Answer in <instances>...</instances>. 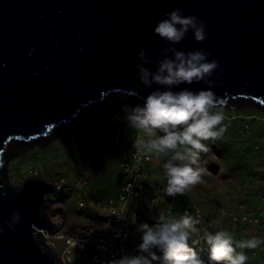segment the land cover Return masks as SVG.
I'll list each match as a JSON object with an SVG mask.
<instances>
[{
  "label": "water",
  "instance_id": "1",
  "mask_svg": "<svg viewBox=\"0 0 264 264\" xmlns=\"http://www.w3.org/2000/svg\"><path fill=\"white\" fill-rule=\"evenodd\" d=\"M175 8L206 24L204 41L189 31L175 47L219 61L209 77L219 108L246 103L264 111V0H0V226L13 210L22 215L15 231L5 226L0 234V264H60L41 236L55 230L45 211L52 182L10 184L11 152L51 142L115 99L142 103L160 86L138 80V52L163 58L170 45L152 29Z\"/></svg>",
  "mask_w": 264,
  "mask_h": 264
},
{
  "label": "clouds",
  "instance_id": "2",
  "mask_svg": "<svg viewBox=\"0 0 264 264\" xmlns=\"http://www.w3.org/2000/svg\"><path fill=\"white\" fill-rule=\"evenodd\" d=\"M152 31L170 47L162 51V59L155 61L141 48L136 75L145 88L160 87L143 97L142 103L130 106L124 119L128 127L143 134L135 141L137 152L154 155L158 162L162 161L167 181L164 191L167 196L174 197L201 182L202 175L207 172L200 166L201 153L210 151L204 142L218 140L226 131L222 123L225 117L219 108L221 102L212 90L215 81L209 79L219 61L209 60L210 53L203 50L185 52L175 47L189 31L197 42L204 41L207 35L205 22L195 15H183L180 8L166 12ZM153 63L156 65L154 71L145 66ZM201 81L208 87L195 91L179 87ZM174 88L179 90L174 91ZM21 221V212L13 210L9 221L0 226V234L4 233L5 226L15 231ZM197 223L185 212L179 217L161 216L159 222L151 226L141 224L135 254L123 255L112 264H246L248 256L242 249H255L264 244V239L259 237L236 241L227 230H205L202 239L207 246L206 262L189 244Z\"/></svg>",
  "mask_w": 264,
  "mask_h": 264
},
{
  "label": "rangeland",
  "instance_id": "3",
  "mask_svg": "<svg viewBox=\"0 0 264 264\" xmlns=\"http://www.w3.org/2000/svg\"><path fill=\"white\" fill-rule=\"evenodd\" d=\"M130 106L136 105L115 99L91 109L78 124L59 133L51 142L31 149L25 147L15 149L11 152L12 159L7 165L8 182L15 186L21 184L22 177L17 171L20 166L27 164L28 160L38 168L41 179L51 182L59 177L72 180L81 172L89 173L86 184L77 185L70 194H56L54 201H49V204L45 205V211L50 218L61 217L66 229L80 230L84 212L76 209L77 200L84 199L87 202V211L99 218V213H95L90 207L91 201L99 204L97 198L104 199L97 194V191L102 192L101 189L104 188L103 193L107 194L106 197L114 196L112 193L117 187L116 179L106 180L105 175L113 170L116 161L103 148L98 152L95 145L99 143L97 138L104 131L108 115L111 112L130 110ZM220 109L225 117L222 123L226 131L220 139L204 142L209 145L210 151L201 153L200 166L206 168L207 172L202 175L201 182L190 186L187 190L191 197L207 199L209 204L203 207L199 200H187L182 195L165 196L164 191L162 206L153 209L144 207L139 215L140 219L142 215H156L163 212L173 217L178 208L186 212L185 204H199L205 218L212 220L214 226L211 231L196 228L190 246L195 250L201 249L200 254L206 262L207 246L202 239L205 230L209 232L227 230L232 233L236 241H244L252 237L264 239V203L261 201L264 194L262 167L264 111L246 103H234ZM95 156L96 159L93 160ZM95 186L97 189L94 188ZM87 187L92 188L89 194ZM99 206L101 210V204ZM220 210L231 213L236 218L255 215L259 218V224L254 226L238 220L234 222L228 218L221 219L218 217ZM168 211L171 213L168 214ZM242 251L248 256L246 264H264V244L255 249L245 248ZM90 253V248L78 253L73 264H86Z\"/></svg>",
  "mask_w": 264,
  "mask_h": 264
},
{
  "label": "built area",
  "instance_id": "4",
  "mask_svg": "<svg viewBox=\"0 0 264 264\" xmlns=\"http://www.w3.org/2000/svg\"><path fill=\"white\" fill-rule=\"evenodd\" d=\"M129 111L111 112L105 123L106 132L117 146L120 158L116 165V176H114L117 182L116 196L97 198L102 206L99 218L87 214V202L84 199H78L76 209L84 212L82 227L78 231L66 229L63 218L57 216L51 217L54 225L58 218H61L62 221L60 219V225H55V230L52 233L41 231L45 246L57 255L60 264H73L76 255L88 248L91 249V253L86 264H112V261L121 256L131 254L127 247L130 229L125 225L126 219L129 218L136 225L144 207L153 209L162 206V187L151 181L147 173L153 155H142L137 152L134 146L135 141L143 134L127 126L124 117ZM144 138L147 139V137ZM32 164V161L28 160L27 164L18 168L17 172L22 177V182L27 178H40L38 168ZM262 167L264 172V158ZM88 176L89 173L81 172L72 180L59 177L52 181L51 191L46 194L45 205L47 206L49 201H54L56 194H70L77 185L86 184ZM147 193L152 196L149 201ZM261 201L264 203V194ZM185 211L198 221L195 225L196 228H204L209 231L213 229V221L205 218L199 204L187 203ZM167 213L170 214L171 211ZM218 217L228 218L234 222L238 220L241 223L254 226L259 224V218L255 215L236 218L233 214L220 210ZM192 239L189 244H192Z\"/></svg>",
  "mask_w": 264,
  "mask_h": 264
},
{
  "label": "crops",
  "instance_id": "5",
  "mask_svg": "<svg viewBox=\"0 0 264 264\" xmlns=\"http://www.w3.org/2000/svg\"><path fill=\"white\" fill-rule=\"evenodd\" d=\"M118 163L119 162H117L116 165ZM161 164H162V161L158 162L156 160L155 156L153 155L152 163L148 166L147 173H148L149 179L151 181L158 183L160 186H162L163 189H165L166 186H167V181H166V179L163 176V169L161 167ZM116 165L114 166L113 170H111L110 172H108L105 175L106 180H109L110 178H114V176H116ZM116 186H117V183H116ZM97 187H99V186H97ZM100 187H101V185H100ZM94 188L97 189L96 186ZM86 189H87V193L88 194L90 192H92V190H91L92 188L87 187ZM101 190L103 192V189H101ZM163 192H164V190H163ZM116 193H117V187L115 188V191H113L112 195H116ZM164 195L166 196L165 192H164ZM182 196L185 199H187V200H190V199L199 200L200 204L203 207L206 204H209L207 199L204 200L202 198H193V197H191L190 194H188L187 190L185 191L184 194H182ZM90 207L92 208V211H94L95 213L98 212L100 214V212L102 210V209L100 210L99 204L94 202V201H91ZM182 214H184V212L181 209L178 208L177 211H176L175 217H179ZM161 216H164L165 218H171V216H168L165 213L161 212V214L158 213L156 215H153V214L142 215L140 217V219L138 218V220L136 221V225L134 223H132L129 218L126 219L125 225L127 227H129V229H130V235H129V238H128V241H127V247H128V250H129V252L131 254H135L136 245L139 243V239H140V231L138 230L139 226L141 224H145V223L149 224L150 226L154 225L155 223L159 222V218ZM197 249H198V247H197ZM197 251L200 253L201 249H198Z\"/></svg>",
  "mask_w": 264,
  "mask_h": 264
},
{
  "label": "trees",
  "instance_id": "6",
  "mask_svg": "<svg viewBox=\"0 0 264 264\" xmlns=\"http://www.w3.org/2000/svg\"><path fill=\"white\" fill-rule=\"evenodd\" d=\"M97 140L99 141V143H98V145L96 144L95 146L97 147L98 152H99V149H102V148H103V150L107 151V152L111 155L112 159H113L114 161H116V163L120 161V158H119V156H118V148H117V146L113 143V141L109 138V136H108V134H107V132H106V126H105V128H104V131H103V132L101 133V135L97 138ZM116 157H117V160H116ZM95 159H96V156L93 157V160H95ZM103 190H104V188H103ZM104 191H105V190H104ZM59 194H62V193H59ZM97 194H98L100 197H102V198H107V197H106V196H107L106 193L98 192V191H97ZM98 195H97V196H98ZM105 195H106V196H105ZM114 196H116V195H114ZM114 196H112V197H114ZM151 198H152L151 194L148 193V201H149ZM87 214L91 215L90 212H88V211H87ZM91 216H92V215H91Z\"/></svg>",
  "mask_w": 264,
  "mask_h": 264
},
{
  "label": "bare ground",
  "instance_id": "7",
  "mask_svg": "<svg viewBox=\"0 0 264 264\" xmlns=\"http://www.w3.org/2000/svg\"><path fill=\"white\" fill-rule=\"evenodd\" d=\"M60 219H61V218H58V220L55 221V225H56V226H59V225H60V223H61V221H62V219H61V221H60Z\"/></svg>",
  "mask_w": 264,
  "mask_h": 264
}]
</instances>
